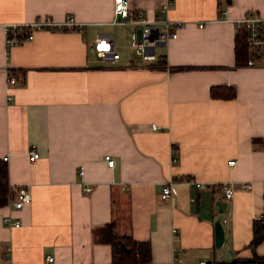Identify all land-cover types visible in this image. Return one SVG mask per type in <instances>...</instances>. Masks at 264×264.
I'll use <instances>...</instances> for the list:
<instances>
[{
  "label": "crops",
  "instance_id": "0c3cea01",
  "mask_svg": "<svg viewBox=\"0 0 264 264\" xmlns=\"http://www.w3.org/2000/svg\"><path fill=\"white\" fill-rule=\"evenodd\" d=\"M127 1L155 18L165 0ZM248 13L264 16V0H173L167 14L183 23L146 63L116 42L113 0H0V160L9 188L0 264H110L111 243L96 239L106 224L146 242L149 264H264L250 262L264 257V236L249 247L263 210L264 50L253 65L237 61L233 24ZM67 14L79 28L36 30L5 55L2 23ZM101 33L117 61L96 52ZM213 85H231L235 96L213 97ZM169 180L175 194L163 199ZM19 185L31 200L14 208Z\"/></svg>",
  "mask_w": 264,
  "mask_h": 264
},
{
  "label": "built area",
  "instance_id": "2783aa9c",
  "mask_svg": "<svg viewBox=\"0 0 264 264\" xmlns=\"http://www.w3.org/2000/svg\"><path fill=\"white\" fill-rule=\"evenodd\" d=\"M173 0H165L160 6V16L155 18L147 17L146 13L141 8L132 7L127 0H113V16L112 24H127L131 26L129 46L140 56L141 60L150 63L158 58L156 47L167 42L177 35V29L182 25V20L171 18L168 14V8ZM233 24L236 30H242L245 35V41L249 47V53L246 58L247 65H253L257 59L262 57L264 50V16L258 14H243L242 16L233 19ZM202 25V23H201ZM72 15L67 14L62 21H54L49 16L37 17L30 22H4L2 23L4 33V53L9 55L11 48L19 45L33 37L36 30H66L71 28H79ZM95 49L98 55L105 61L115 62L119 58V52L115 49L113 39L107 34L101 33L99 38L94 42ZM103 44V45H101ZM8 83H14L13 76H7ZM7 97H10L8 95ZM155 127L154 124H152ZM39 157L36 149H31L29 159L35 160ZM107 165L113 164V159L109 154L104 156ZM6 159V157H3ZM173 157V161H175ZM228 163H233V160ZM199 186V183H196ZM225 198L232 195L230 183L224 182L221 184ZM250 187V185H247ZM87 191L91 190L88 185L85 187ZM175 194V187L172 181L163 183L160 197L166 199ZM31 200V192L25 185H19L11 203L14 208L22 207L26 202ZM6 224L18 225L17 220L11 221L9 215H4L2 218ZM48 260H52L51 256H47ZM166 264V263H162ZM174 264V263H170ZM199 264H206L204 260Z\"/></svg>",
  "mask_w": 264,
  "mask_h": 264
},
{
  "label": "trees",
  "instance_id": "16d2710c",
  "mask_svg": "<svg viewBox=\"0 0 264 264\" xmlns=\"http://www.w3.org/2000/svg\"><path fill=\"white\" fill-rule=\"evenodd\" d=\"M249 47L245 41L242 30L236 32L235 54L236 60H246ZM213 97L232 98L235 96V89L231 85H213L209 90ZM9 188L7 183L6 166L0 160V205L7 201ZM111 224L101 227L99 236L96 239L109 242L112 246L113 260L110 264H149V246L146 242L133 241L129 237H118L113 233ZM264 236V186H263V210L259 217L252 222V238L249 247L254 250L255 246ZM264 261V257L254 256L250 262ZM215 264H232L231 261H219Z\"/></svg>",
  "mask_w": 264,
  "mask_h": 264
},
{
  "label": "rangeland",
  "instance_id": "374dc122",
  "mask_svg": "<svg viewBox=\"0 0 264 264\" xmlns=\"http://www.w3.org/2000/svg\"><path fill=\"white\" fill-rule=\"evenodd\" d=\"M129 26L130 25H123V24H120L118 27V35H117V38H116V42L119 43L121 46V51L123 50V52L125 53H129L131 55H133L136 59H139L140 56L137 55L135 53L134 50H131L129 47H128V39H127V34H128V29H129ZM131 28V26H130ZM159 49V47H157V50Z\"/></svg>",
  "mask_w": 264,
  "mask_h": 264
},
{
  "label": "water",
  "instance_id": "95a60500",
  "mask_svg": "<svg viewBox=\"0 0 264 264\" xmlns=\"http://www.w3.org/2000/svg\"><path fill=\"white\" fill-rule=\"evenodd\" d=\"M219 205L225 206L226 203L220 202ZM219 211L222 212V209L220 208ZM214 238H215V245L217 247H219L224 240V229H223V225H222L220 216H217L215 221H214ZM227 257L228 258L231 257V251L230 250H227Z\"/></svg>",
  "mask_w": 264,
  "mask_h": 264
},
{
  "label": "bare ground",
  "instance_id": "6f19581e",
  "mask_svg": "<svg viewBox=\"0 0 264 264\" xmlns=\"http://www.w3.org/2000/svg\"><path fill=\"white\" fill-rule=\"evenodd\" d=\"M101 45H103V44H101Z\"/></svg>",
  "mask_w": 264,
  "mask_h": 264
}]
</instances>
